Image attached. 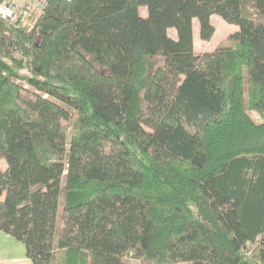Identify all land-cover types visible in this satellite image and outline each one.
I'll return each instance as SVG.
<instances>
[{"label":"trees","instance_id":"obj_1","mask_svg":"<svg viewBox=\"0 0 264 264\" xmlns=\"http://www.w3.org/2000/svg\"><path fill=\"white\" fill-rule=\"evenodd\" d=\"M38 10L0 16V230L33 264H264V0Z\"/></svg>","mask_w":264,"mask_h":264},{"label":"rangeland","instance_id":"obj_2","mask_svg":"<svg viewBox=\"0 0 264 264\" xmlns=\"http://www.w3.org/2000/svg\"><path fill=\"white\" fill-rule=\"evenodd\" d=\"M2 2L7 3L9 5H12V9L14 12L13 16H12V18H13L15 16L16 10H20V8L23 6H26V7L27 6H32V7L36 6L39 10H41L42 5L46 2V0H2ZM140 12L143 16H147V8L146 7H141ZM213 22H214L215 27H216V32H215L214 36L212 37V39L203 40L198 33L196 34L197 40L195 43V48H196L197 53H199V54H202L206 51L214 50L219 45L220 42H222L223 40H225L228 37V35L233 31L232 29H234V28H232V26H230V23L225 21L224 19H223L224 23L219 22L216 19H213ZM17 72L20 74L24 73V71L21 69H18ZM252 87L253 86H252L251 82L248 81L246 96L249 100V113L253 119L261 120L259 114L257 113V111L254 108L253 103L250 101V95H251ZM73 114H74V111H73ZM73 121H74V117H72L68 123V127H69L68 131H69L70 137H71L72 131H73ZM0 167L5 168L6 162L0 161ZM132 264H138V262L136 260H132Z\"/></svg>","mask_w":264,"mask_h":264},{"label":"crops","instance_id":"obj_3","mask_svg":"<svg viewBox=\"0 0 264 264\" xmlns=\"http://www.w3.org/2000/svg\"><path fill=\"white\" fill-rule=\"evenodd\" d=\"M213 19H216L217 21L224 23L221 16L217 14H213L211 17V21L214 26L215 24L213 22ZM230 26L234 28L232 29L233 30L232 32L238 29V26L236 24H230ZM193 32H194V43H196L197 40L196 34L197 33L199 34L200 32V25L198 18H194L193 20ZM169 34L173 38H176L177 30L175 28H170ZM0 264H33L32 261L26 255L25 244L19 241L18 239H16L15 237H13L12 235L7 234L1 230H0Z\"/></svg>","mask_w":264,"mask_h":264},{"label":"built area","instance_id":"obj_4","mask_svg":"<svg viewBox=\"0 0 264 264\" xmlns=\"http://www.w3.org/2000/svg\"><path fill=\"white\" fill-rule=\"evenodd\" d=\"M13 9L12 5H9L7 3H3L0 1V16L5 19H11L13 16Z\"/></svg>","mask_w":264,"mask_h":264},{"label":"water","instance_id":"obj_5","mask_svg":"<svg viewBox=\"0 0 264 264\" xmlns=\"http://www.w3.org/2000/svg\"><path fill=\"white\" fill-rule=\"evenodd\" d=\"M0 1H2V0H0Z\"/></svg>","mask_w":264,"mask_h":264}]
</instances>
